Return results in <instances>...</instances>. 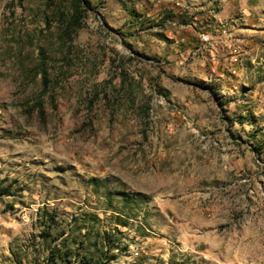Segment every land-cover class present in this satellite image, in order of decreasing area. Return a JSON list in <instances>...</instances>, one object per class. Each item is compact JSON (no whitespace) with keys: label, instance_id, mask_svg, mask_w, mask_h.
I'll list each match as a JSON object with an SVG mask.
<instances>
[{"label":"rangeland","instance_id":"1","mask_svg":"<svg viewBox=\"0 0 264 264\" xmlns=\"http://www.w3.org/2000/svg\"><path fill=\"white\" fill-rule=\"evenodd\" d=\"M0 264H264V0H0Z\"/></svg>","mask_w":264,"mask_h":264}]
</instances>
